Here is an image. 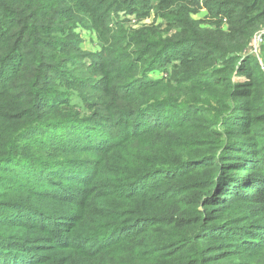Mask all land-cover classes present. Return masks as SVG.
I'll use <instances>...</instances> for the list:
<instances>
[{
	"label": "trees",
	"instance_id": "16d2710c",
	"mask_svg": "<svg viewBox=\"0 0 264 264\" xmlns=\"http://www.w3.org/2000/svg\"><path fill=\"white\" fill-rule=\"evenodd\" d=\"M263 28L264 0H0V264H264Z\"/></svg>",
	"mask_w": 264,
	"mask_h": 264
},
{
	"label": "rangeland",
	"instance_id": "374dc122",
	"mask_svg": "<svg viewBox=\"0 0 264 264\" xmlns=\"http://www.w3.org/2000/svg\"><path fill=\"white\" fill-rule=\"evenodd\" d=\"M206 13H207L206 9L203 8L198 13L194 14V17L196 19H201V18L205 17ZM153 21H154V16L152 15V17L142 21L139 24L135 23V21L134 22L132 21V22H130V24H126L125 26L128 28H137L141 24H150ZM155 22H156L155 24L157 25V24L161 23V19L158 18V19H156ZM78 32L80 33L81 39H82L81 45L85 50L95 51V50L102 47L103 42L97 38L96 34L93 31L83 28V29H78ZM257 33H259V35L258 36L255 35V36H257V37L261 36L262 33H264V28L259 30ZM261 41H259V42H261ZM262 45H264V39L261 43H259L258 47L252 46V44H251L249 53L254 55V56H258L260 58L262 56V49H261ZM162 75H165V73L164 72L162 73L160 71H156L155 73L151 74V77L159 78ZM243 78L244 77L239 78V79L242 80Z\"/></svg>",
	"mask_w": 264,
	"mask_h": 264
},
{
	"label": "built area",
	"instance_id": "2783aa9c",
	"mask_svg": "<svg viewBox=\"0 0 264 264\" xmlns=\"http://www.w3.org/2000/svg\"><path fill=\"white\" fill-rule=\"evenodd\" d=\"M257 36L259 35V33L256 34ZM255 36L253 42H252V46H255V47H258L259 46V43H261L264 39V33H262L261 36L257 37ZM262 40V41H261ZM261 41V42H259Z\"/></svg>",
	"mask_w": 264,
	"mask_h": 264
}]
</instances>
